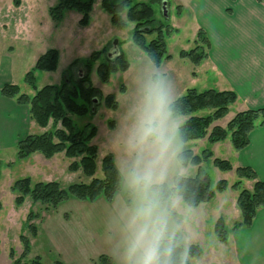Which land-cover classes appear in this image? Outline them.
I'll list each match as a JSON object with an SVG mask.
<instances>
[{
    "label": "rangeland",
    "instance_id": "1",
    "mask_svg": "<svg viewBox=\"0 0 264 264\" xmlns=\"http://www.w3.org/2000/svg\"><path fill=\"white\" fill-rule=\"evenodd\" d=\"M101 3L102 0H95L89 25L81 26V14L73 10H66L62 20L52 19L49 10L57 4V0H24L22 7H16L13 0H0V59L12 62L14 79L17 81L14 84H18L22 92L33 93L24 78L38 57L47 50H58L59 64L56 71L36 72L39 89L45 85H60L70 71L75 77L83 74V64H77L72 70L71 64L74 61H86L92 53L107 48V52L93 66L90 76L92 84L104 96L112 95L119 108L110 109L102 102L94 113L90 111L84 116L70 113L69 116L80 128L91 124L97 129L92 140L98 150L95 176L103 177L101 162L106 154L111 153L124 177V185L112 205L100 199L93 203L71 199L60 204L56 210H46L45 205L27 198L23 205L17 206L14 201L16 194L12 192L11 186L23 177H30L33 183L47 181L44 180L46 178L58 181L63 187L87 183L90 179L81 172L69 171L70 161L64 153L52 159L45 158L41 153L20 159L16 148L0 151V264H11L12 250L18 255L23 251L20 236L28 234L23 226L30 211L41 213L36 224L41 219L43 221L39 227V237L31 238L30 256H39L45 264H54L59 259L58 250L53 246L63 255L69 253L71 259V256L75 257L72 264H88L92 257L98 259L101 255L140 264L144 245L140 244L133 250L140 232L146 228V239H150L161 223L164 228L163 239L178 238L186 246L198 244L205 251L204 257L192 259L191 264H220L214 258L216 253L213 254V244L217 242L215 219L226 217L229 232L231 226L240 220L238 207L235 211L227 205H231L236 192L229 190L202 209L191 208L176 196L171 199L170 211L162 207L150 188L153 184L170 187L176 175L200 176L212 188L219 180L234 183L238 179L235 172L221 171L212 160L204 161L200 166L185 167L177 159L181 151L192 149L196 154H201L206 148L211 149L214 157H233L226 143L213 147L210 143L204 146L200 141L182 142L178 125L184 118H175L168 110L169 103L184 95L189 88L199 91L214 87L220 89L216 74L205 68V60L199 67L201 64L195 65L180 56L181 51H190L198 45L200 26L194 16L193 0H162V3L153 5L157 19L176 30L166 36L167 51L171 58L164 59L160 67H155L148 55L133 41L136 24L128 22L123 29L115 27ZM145 36L150 41L155 34L148 33ZM119 53L129 62V69L113 73L109 81H103L98 71L99 64ZM157 92H162L165 97L164 131L168 146L163 154L156 135L145 136ZM235 112L236 108L232 106L223 119L225 126ZM35 126V133L53 129L52 124L47 128ZM149 171L151 180L146 183L143 177ZM127 196H130V204L127 203ZM221 202L227 203L222 205ZM149 206L152 207L151 214H143L142 210ZM48 213L54 214L43 218ZM54 227L59 229L55 232ZM49 241L53 242V246ZM69 243L73 244L72 251Z\"/></svg>",
    "mask_w": 264,
    "mask_h": 264
},
{
    "label": "trees",
    "instance_id": "2",
    "mask_svg": "<svg viewBox=\"0 0 264 264\" xmlns=\"http://www.w3.org/2000/svg\"><path fill=\"white\" fill-rule=\"evenodd\" d=\"M16 7H20L21 0H13ZM162 0H102L103 9L111 16L112 24L123 29L128 22L135 23L133 41L148 55L155 67H160L164 59H170L167 51L166 36L174 31L168 24L159 21L153 5ZM95 0H57V4L50 7V14L54 21L63 19L66 10L77 11L81 14L79 23L88 26ZM155 34L150 41L146 34ZM198 45L190 51H181L180 56L189 59L195 65L201 64L208 58L210 41L204 30L197 33ZM203 44V45H202ZM107 48L96 51L86 61H74L71 70L77 64H83L85 72L75 77L70 71L66 80L60 85H36L37 71H56L59 64L57 49H49L40 55L34 67L25 75L24 81L33 90V94L22 92L18 84H6L1 88L3 97L13 99L18 104L29 108L31 120L42 128L50 124L53 129L43 133L29 134L21 139L17 145L18 158H27L34 153H41L45 158L52 159L60 153L70 161L68 169L71 172H81L90 179L89 182L73 183L63 187L58 181H39L33 183L30 177L18 179L12 186L15 204L21 206L27 198L34 203L45 205V209L56 210L58 206L71 199L84 202H95L103 198L112 204L123 187V175L116 165L111 153L106 154L101 162L103 177H96L98 169V150L92 143L97 129L91 124L83 128L77 126L69 114L84 116L104 102L106 107L117 110L118 102L112 95L104 96L91 80V70L99 61ZM130 67L125 56L120 53L115 57L109 56L107 62L98 66L103 81H109L113 73L127 71ZM238 94L234 90H217L214 88L199 91L196 88L187 89L186 93L174 99L168 110L175 118L183 117L178 125V133L182 142L206 139L210 144L229 140L236 151H241L250 143V133L259 127H264V107L247 109L236 115L222 127L217 122L224 119L232 105L238 101ZM80 100L81 102H78ZM202 112V114H199ZM177 159L182 166H200L204 161L212 160L213 164L223 172L235 170L238 179L229 186L227 180H219L215 188L200 176L176 175L172 186L153 184L150 186L156 199L170 206L171 199L179 196L191 208L212 201L216 194L226 191L229 187L238 191L236 205L241 212V220L231 228L232 231L241 227H250L259 209L264 208V181L260 180L251 167H237L227 159L214 157L210 148L201 154L192 149L181 151ZM1 173V163H0ZM253 181L252 189L243 187V181ZM144 183V181H142ZM130 204V196H127ZM2 204L0 201V211ZM170 211L172 209L170 208ZM41 213L30 211L24 223L20 239L24 249L18 255L10 252L11 264H45L39 256L31 257V238L38 235V224ZM215 234L219 241L226 243L229 231L225 219L220 217L215 223ZM204 251L198 244L186 246L182 240L167 237L161 240L158 262L159 264H191L192 259L200 258ZM100 264H114L110 257L101 255ZM54 264H64L57 259Z\"/></svg>",
    "mask_w": 264,
    "mask_h": 264
},
{
    "label": "crops",
    "instance_id": "3",
    "mask_svg": "<svg viewBox=\"0 0 264 264\" xmlns=\"http://www.w3.org/2000/svg\"><path fill=\"white\" fill-rule=\"evenodd\" d=\"M21 1L20 7L24 6V0ZM193 4L194 16L198 19L199 29L205 31L210 41L208 58L204 62L206 63L205 68L213 71L219 81L220 89L216 87L214 89L234 90L238 94V101L232 105L236 108L234 116L240 111L264 107V0H193ZM200 66L202 67V64ZM16 82L12 62L10 60L4 62L0 59V151L16 148L21 139L37 131L35 130L36 124L30 118L28 106L18 104L15 100L1 95V88L4 85ZM217 123L222 127L227 126L223 124V119ZM42 132L39 131V133ZM249 139V145L241 151H236L229 140L211 145L214 147L226 143V147L233 155L232 159H228L234 169L241 166L251 167L258 178L264 181V127L253 130ZM196 141H200L204 146L209 143L206 139ZM193 152L196 153L194 150ZM116 165L118 167V164ZM119 170L122 173L120 168ZM230 172H235V170ZM44 180L51 181L46 178ZM253 183V181L244 180L243 187L252 189ZM228 184L231 186L233 183ZM229 190L236 194L233 196V202L229 201L231 205H227L237 211L238 191L230 187L224 192L217 193L213 200L222 197ZM210 203L201 204L195 209H202ZM226 203L221 202L222 205ZM161 204L164 209L167 207L170 210V206ZM51 214L54 213L44 214L43 218ZM223 218L227 226V219ZM239 218L241 220V212ZM40 221L38 235L32 239L39 237V227L43 222L42 219ZM58 229L54 227L55 232ZM49 244L53 246V242L49 241ZM72 245V243L68 245L70 251H72ZM213 247V254L216 253L214 258L219 260L220 264H264V208L258 210L250 227H241L234 231L230 229L227 242L222 243L217 238ZM53 248L58 250L59 259L64 264L75 262V257L71 256V259L69 253L65 256L58 248L54 246ZM204 254L205 251L203 257ZM105 256L110 257L114 264H133L128 260L118 261L119 259L110 255ZM88 264L100 263L98 259L92 257Z\"/></svg>",
    "mask_w": 264,
    "mask_h": 264
},
{
    "label": "clouds",
    "instance_id": "4",
    "mask_svg": "<svg viewBox=\"0 0 264 264\" xmlns=\"http://www.w3.org/2000/svg\"><path fill=\"white\" fill-rule=\"evenodd\" d=\"M165 97L162 92H157L154 97V109L152 114L147 120V127L145 129V136L155 134L157 141L161 145V154L167 149L168 140L165 136L164 131V120H165ZM143 179L145 182H150L151 171H149ZM152 207L142 210L143 214L150 215ZM163 224L158 229L153 231L150 239H146L147 229L142 230L137 238V245H134L133 250L136 246L143 244V255L140 260V264H159L158 256L160 250L161 240L163 239Z\"/></svg>",
    "mask_w": 264,
    "mask_h": 264
},
{
    "label": "water",
    "instance_id": "5",
    "mask_svg": "<svg viewBox=\"0 0 264 264\" xmlns=\"http://www.w3.org/2000/svg\"><path fill=\"white\" fill-rule=\"evenodd\" d=\"M163 5L165 6L166 5V1L163 2ZM166 11V10H165Z\"/></svg>",
    "mask_w": 264,
    "mask_h": 264
}]
</instances>
